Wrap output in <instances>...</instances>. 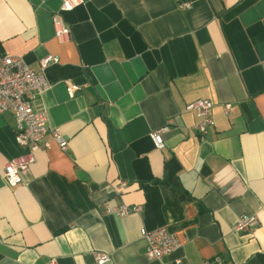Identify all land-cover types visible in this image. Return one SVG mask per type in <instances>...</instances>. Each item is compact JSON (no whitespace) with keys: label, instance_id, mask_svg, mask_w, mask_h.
<instances>
[{"label":"crops","instance_id":"obj_1","mask_svg":"<svg viewBox=\"0 0 264 264\" xmlns=\"http://www.w3.org/2000/svg\"><path fill=\"white\" fill-rule=\"evenodd\" d=\"M84 2L62 13L61 42L62 0H0V57L57 60L34 106L68 144L47 135L10 188L4 168L26 149L0 114V264H155L142 229L176 235L168 264H264V0ZM199 99L213 103L205 140L186 110ZM122 205L140 213H106ZM241 215L258 219L252 235L233 231Z\"/></svg>","mask_w":264,"mask_h":264},{"label":"built area","instance_id":"obj_2","mask_svg":"<svg viewBox=\"0 0 264 264\" xmlns=\"http://www.w3.org/2000/svg\"><path fill=\"white\" fill-rule=\"evenodd\" d=\"M84 3V0H62L60 12L52 18L56 39L65 42L71 38L70 25L65 21L62 13L74 11ZM189 7V2L180 4L181 9ZM56 62V59L48 57L40 62V70H34L22 57L8 55L0 57V114L10 113L14 116L16 142L26 149L24 154L9 160L4 168L3 179L10 188H17L25 184L26 175L35 160V153L41 146L49 148V144L43 143L47 135H50L58 143L61 150L65 151L68 147L61 131L50 126L47 112L36 109L34 106L38 98L49 89L45 70L50 64ZM66 91L68 96L73 98L80 91V86L70 83L67 85ZM230 107L227 105L225 110L228 111ZM186 110L196 112L199 122L193 126V129L197 131L202 140H205L208 129L215 126L213 103L207 99H199L188 104ZM169 129L170 125H166L150 134L157 150L165 149L164 136ZM125 188L126 184L121 183L120 189ZM106 213L125 217L131 213H140V208L122 205L107 208ZM257 225L256 217L241 215L237 219L233 231L241 235H252L256 231ZM141 233L146 241L145 255L148 260L155 264H168L166 258L180 246L176 235L169 233L166 229L157 231L142 229ZM95 260L96 264H108L111 262V257L106 253H96ZM215 262L221 263L222 259L219 257ZM47 264H57V262L51 260Z\"/></svg>","mask_w":264,"mask_h":264}]
</instances>
